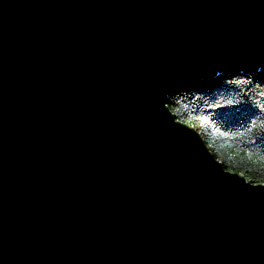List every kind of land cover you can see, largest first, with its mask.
I'll return each instance as SVG.
<instances>
[{"label":"water","instance_id":"1","mask_svg":"<svg viewBox=\"0 0 264 264\" xmlns=\"http://www.w3.org/2000/svg\"><path fill=\"white\" fill-rule=\"evenodd\" d=\"M264 68V0H0V264H264V185L169 110Z\"/></svg>","mask_w":264,"mask_h":264},{"label":"trees","instance_id":"2","mask_svg":"<svg viewBox=\"0 0 264 264\" xmlns=\"http://www.w3.org/2000/svg\"><path fill=\"white\" fill-rule=\"evenodd\" d=\"M168 107L228 172L264 185V68L182 85L168 95Z\"/></svg>","mask_w":264,"mask_h":264}]
</instances>
